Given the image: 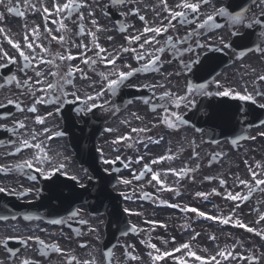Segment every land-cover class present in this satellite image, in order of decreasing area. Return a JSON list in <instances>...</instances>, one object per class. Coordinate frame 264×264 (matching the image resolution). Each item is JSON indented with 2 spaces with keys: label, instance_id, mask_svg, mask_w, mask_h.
<instances>
[{
  "label": "flooded vegetation",
  "instance_id": "1",
  "mask_svg": "<svg viewBox=\"0 0 264 264\" xmlns=\"http://www.w3.org/2000/svg\"><path fill=\"white\" fill-rule=\"evenodd\" d=\"M56 2L62 0H32V3L41 9L36 11L28 8L24 0H11V6L25 12L24 17H18L7 11L9 0H4V4L0 5V13L4 14L0 27L4 28L14 41H20L22 46L27 25L29 30L39 26L41 38L38 43H43L46 47L49 46L46 28L52 29L53 35H66L75 44L83 42L92 47L90 36L78 35V17L82 11L85 32L95 30L91 24V20L95 19L103 29L97 33L98 43L119 58L115 65L99 61L95 65H85L80 63L79 58L70 62L79 64L89 78L82 79L77 72L73 78L74 86L65 84L64 90L76 91L82 99L85 95H95L97 91L103 90L104 95L96 101L102 107L82 114L76 111L83 106L80 102L59 105L49 102L36 104L37 112L32 113L27 109L33 106L36 96L42 93L37 92L36 96H33L26 86H17L16 81L23 82L28 77L34 81L37 78L31 68L21 71L23 59L0 34V48L17 61L13 64L0 59V84L4 85L0 88V105H3L0 107V125L6 126L0 127V166L11 169L8 172L0 171V187L7 189L0 193V241H6L7 244L5 247L4 243H0V262L22 264L24 259H29L35 264H70L71 257L74 256L76 260L71 261V264L85 260L95 261V264H156L148 255L149 252L156 254L149 244L154 243L164 251L190 243L193 250L204 257L215 255L218 248H232L233 245L229 242L233 238V232L237 233L236 229L222 227L219 221L221 217L232 216L233 222L229 225L234 224L235 219H240L249 227L264 231V221L255 223L264 215V192L254 189L248 201H231L225 195L227 192L246 193L248 190L239 184L237 177L250 180L248 166L255 168L257 163L264 165V109L259 107L260 103H264V98L256 95L264 93V81L259 80V76L264 75V54L256 51L257 47H264V36L261 35L264 27L257 25L247 28L242 24L233 26L224 16L215 17V24L220 25L218 28L197 27L207 15L213 14L220 7H228L229 11L246 9L248 17L264 19V5H261L259 0H209L207 4L201 3L198 13L189 12L188 18L193 23H182L178 19L172 21L175 27L169 26L167 33L156 37L159 43L153 41L140 48L143 38L131 44L127 40L130 36L140 34L146 26L139 19V15L145 16L148 25L168 24V13L163 11L161 0H127L124 4L115 5L112 0H83L89 7L79 9L73 13L70 20H64L70 29L67 33H58L56 29L59 25L51 22L62 17L48 16L47 21L45 20L41 5L51 10ZM177 2L178 0H168L170 6ZM133 10H138L139 15L132 14ZM89 12H93L94 16L90 17ZM122 27L126 31H121ZM235 32L239 35H235ZM145 35L152 36L151 33ZM169 36L176 44L175 49L167 43ZM185 38L187 39L184 43H179ZM225 44H230L231 47H224ZM124 47L136 48L137 51L122 54ZM160 47L165 48L164 53L156 51ZM68 48L74 55H78L80 51L71 43ZM188 48L193 51H186ZM217 48L222 50L216 51ZM51 49L53 52L65 51L56 41L51 42ZM95 51L97 49L93 48L88 52V56L95 58ZM241 52L244 53L243 56L240 55ZM137 54L144 55L146 59L137 61ZM157 56L159 60L156 68L159 71L150 68L147 72H136L115 93L106 90V81L100 73L107 75L113 70L128 71L126 65H131L132 69L139 68ZM197 59L200 63L192 65L191 70L183 67L185 63L191 64ZM41 67L46 70L45 65ZM8 77H15V80L9 81ZM213 80H218L225 88L230 87L241 92L246 88L249 93L256 95L257 103L252 104L232 97L194 94L195 106L182 105L180 109H175L171 100L160 99L164 91L183 95L187 82L204 83ZM215 89L216 84L211 83L209 90ZM130 93H134L132 103L121 109L123 97ZM68 99L73 98L69 96ZM9 100L14 103H8ZM145 100L149 103L145 104ZM163 101H166L164 106L152 111V105L161 106ZM16 104H19L23 111L18 109ZM9 105L8 109H2ZM165 109L179 111L187 124L178 125L176 129L161 124ZM220 109L224 112L228 110L229 113V137L221 140L218 138L220 133L216 118V112ZM49 113L52 114L48 115ZM190 113L195 116L194 122H188ZM37 115L45 118L43 125L36 123ZM136 116L142 119L138 120ZM18 121H23L25 128H18L15 123ZM13 127L17 128L16 132L9 131ZM45 127L51 130L50 133H43ZM133 127L151 129L147 133L139 134L141 139L145 136H151L154 140L161 137L163 139L159 144L147 140L141 144L136 142L137 134H132L134 139L131 141L112 143L117 137L128 135ZM107 129L113 131L108 132ZM33 131L38 136L37 140L32 142H42L50 162L37 165L33 161L30 168L17 167L32 159L36 153L34 148H24L19 153L16 152L22 139H31ZM56 132H62L63 135L55 136ZM49 135L52 136L51 139H48ZM233 140L237 143L234 144ZM101 152L107 159L119 156L121 159L116 163L131 165L133 175H139L144 164H150L153 159L163 155H171L179 160L176 170L191 171L174 181L167 171L168 163L170 164L172 159L164 160L151 166L154 171L161 173V179L173 190H161V186L155 182L149 183L151 174H146L145 178L139 181L135 180L134 190L133 186L125 187L119 182L122 170L117 173L116 180L108 179V174L113 173L114 167L102 164ZM141 156L144 159L136 163ZM60 163L67 165V174L55 172L47 178L36 170L40 167L52 171ZM105 168L109 171L105 172ZM255 170L261 172L260 168ZM72 175H75L77 180H71ZM33 176L35 179H32ZM209 177L212 179H208ZM221 179L227 182L226 185L220 184ZM81 183L85 185L84 188L79 186ZM123 187L130 191V195H135V204H125L126 197L122 198L129 223L135 230L118 234V224L110 222L106 213H93L86 201L89 196L123 193ZM26 190L30 191L19 195ZM213 190L221 195L211 194L207 199L196 195L198 192L213 193ZM146 193L148 198H144ZM76 196L84 197L76 202ZM172 200L180 207H171ZM160 201L166 203L161 204ZM185 206L196 208L218 219H213L214 222L204 221L197 213L181 211ZM74 211H77L78 215L69 219ZM133 212L135 215H131ZM175 218L180 219L178 225H175ZM52 220H64L65 223L53 224ZM81 220L86 223H81ZM238 232V237L243 239L242 256L255 254L260 258V264H264V258L261 257L264 253V239L255 232ZM212 236L216 239H211ZM28 237H39L45 241V246L39 245L34 239L28 240ZM25 240L26 244L23 242ZM53 244H58L63 252H54L46 247ZM109 252L111 256L108 255ZM129 253L140 259L132 260ZM174 255L180 257L182 253ZM188 259L189 264H193L192 259ZM158 264H176V261L169 257ZM224 264L252 262L238 258Z\"/></svg>",
  "mask_w": 264,
  "mask_h": 264
},
{
  "label": "snow or ice",
  "instance_id": "2",
  "mask_svg": "<svg viewBox=\"0 0 264 264\" xmlns=\"http://www.w3.org/2000/svg\"><path fill=\"white\" fill-rule=\"evenodd\" d=\"M127 0H112V3L115 4H124ZM209 0H178V2L174 6H170L168 4V0H161V4L163 5V11L168 13L167 19L168 24L162 25V26H154V25H148V22L143 15H139L138 10H133L132 14L139 15V19L145 23V27L140 32V34L136 36H130L127 38L129 44L141 41L143 38V42L140 44V48H144V45L151 44L153 41L156 43H159V41L156 39V37L160 36L163 33H167L169 30V26L175 27L174 24H172V21L179 20L180 22L187 21L188 23H193L192 20H190L189 12L191 13H198L201 7V3L207 4ZM261 5H264V0H259ZM4 4V0H0V5ZM24 4L33 10L40 11V8H37V5L35 3H32V0H24ZM7 11L9 13H14L18 17H24L25 12L21 11L17 7L11 6V0H9V5L6 6ZM89 7L85 3H83V0H62V2H56L52 5L51 10L48 7H45L41 5L42 11L45 14V20L47 21L48 16H57L62 17L60 20L53 19L51 22L53 24H58L59 27L56 29L58 33H67L70 32V29H68L67 25L64 23V20H70L73 13L78 12L79 9ZM247 10L242 11H229L228 7H220L215 10L213 14L207 15L205 19H203L200 23L197 24L198 28L204 29V28H210V27H220L219 24H215V17L216 16H224L227 17L233 24V26L237 24H242L247 28H252L254 26H262L264 27V19L255 18V17H248L246 15ZM89 16H94L93 12H89ZM4 19V14L0 13V21ZM79 33L78 35L84 36L88 35L91 37V45L92 47H89L88 44H84L83 42L80 44H75L73 41H71L70 38L66 37V35H53V30L50 28H46L45 31L47 33V39L49 41V46H45L43 43H38L40 40V31L39 26L33 27L30 30L28 29V26L25 25V33L23 36V46L20 41H14L10 36H8L7 32L4 28L0 27V34L3 35L4 39L7 40V43L12 46V48L18 53L19 57H21L24 61L23 67L21 68V71H24L25 69L31 68L35 74V79L32 81L31 77H28V79L21 81H16L17 86H26L31 94L33 96H36L37 92L42 93L40 96H36L35 103L33 106L29 107L27 110L32 113L37 112L36 104H42V103H55L57 105L61 103H67V104H73L76 102H80L83 106L80 108H77L76 111L82 114H87L88 112H92L97 107H102V105H98L96 101H98L103 95L104 91L100 90L95 93V95H85L82 99L80 95L77 94L76 91L74 92H67L64 90V85L69 84L74 86V77L75 74L78 72L80 74V77L82 79H88L87 73L84 71L83 68L79 66V64H72L71 61H75L79 58L80 63L85 65H95L98 61L101 63L106 64H112L115 65L116 60L119 58L118 56H114L111 53L108 52L107 49L102 47L99 43V37L97 33L103 31V29L99 26L98 22L95 19L91 20V24L94 31L89 30L87 33L85 32V26H84V13L82 11L79 12ZM247 21L245 24L244 22ZM121 31H126L123 27L121 28ZM195 32V29H193V33ZM151 33L152 36L148 37L145 34ZM235 35H239L238 32L234 33ZM191 35V34H190ZM261 35L264 36V31L261 32ZM30 36L32 37L30 39ZM108 39H112V37H108ZM187 38L184 40L179 41V43H184ZM56 41L62 48L65 49L63 53L61 52H53L51 49V42ZM73 44L74 47L77 49H80L78 55H74L72 51L68 48L69 44ZM167 43L171 45L173 49L176 48V44L173 43V38L169 36L167 38ZM198 47H203V45H198ZM224 47H231L230 44H225ZM93 48L97 49L95 51V58L88 56V52L92 51ZM39 49V51H37ZM124 52H136V48H129L124 47L122 49ZM216 51H221L222 49L217 48ZM159 53H164L165 48L160 47L156 49ZM186 51H193V49L188 48ZM257 52H260L264 54V47H257ZM151 55V53L149 54ZM182 55V53H181ZM241 56L244 55L243 52L240 53ZM111 57V58H109ZM0 59L6 60L10 63H16L17 61L9 55L8 52L3 51L2 48H0ZM137 61H143L145 60V56L141 54L136 55ZM159 60V57H154L151 60H149L147 63L142 65L139 68L132 69L131 65H126V67L129 69L128 71H120V70H113L109 74L100 73V75L103 77L104 81H106V90L110 91L112 93H115L116 90L125 82L127 81L131 76H133L136 72H147L151 69L159 71L158 68H156L157 61ZM199 59L192 61L191 64L185 63L183 65L184 68L191 70L192 65L199 64ZM41 65L46 66L45 68H42ZM109 76L115 77L113 79H110ZM51 77V79H49ZM9 81L15 80V77H8ZM260 81H264V75L259 76ZM214 83L216 84V89L213 91H210V84ZM36 85H39L40 87H36ZM4 87L3 84H0V88ZM155 87V86H154ZM159 87L163 88L164 85H159ZM223 89V90H221ZM58 93V95H56ZM51 94V95H50ZM194 94H199L201 96L206 97H213V96H219V97H232L233 99H238L240 101L245 102H251L252 104L257 103L256 95L261 96V98H264V93H257L256 95H253L252 93H249L247 89L245 88L243 92L237 91L232 88H225L223 84H221L218 80H213L211 82H204V83H193V82H187L185 91L183 95H176L172 93L171 91H164L160 97L161 100L168 98L171 100V102L174 104L175 109H180L181 106H195V99ZM71 96L73 99L69 100L68 97ZM145 104L149 103L148 100L144 101ZM8 103H14V101L9 100ZM3 105H0L2 107ZM17 108L23 111V109L20 107L19 104H16ZM156 105H152V111L156 110ZM259 107L264 109V103H260ZM57 111H59V108H57ZM52 113H49L48 115H51ZM136 119H142L140 116H136ZM45 122V118L43 116L37 115L36 116V123L43 125ZM18 128L23 129L25 128V124L23 121L15 122ZM127 123V122H126ZM161 124L166 125L168 128L176 129L178 125H184L187 124V121L185 118L180 114L179 111H168L165 109V113L162 115ZM0 127H6L3 125H0ZM151 129L147 127H140L131 128V131L128 135L119 136L115 140L112 141L113 144H119L121 141H131L134 139L132 134H137L135 139L137 143L144 144L145 140L159 144L160 140L163 139L161 137L160 139H153L151 136H145L144 138H139V134L141 133H147ZM9 131L16 132L17 128L13 127L9 129ZM50 129L44 128L43 133H50ZM106 131L112 132L113 129H107ZM199 131V129H197ZM55 136H62V132H56L54 134ZM264 135V134H262ZM38 134L33 131V134L31 136V139H22L20 146L16 148V152L19 153L24 148H34L36 149V153L33 156L32 159L24 161L21 165H17V167H32L33 161L36 162L37 165L44 164L49 161V157L47 156V153L45 152V149L43 147L42 142H36L33 143L32 141L37 140ZM52 136L49 135L48 139H51ZM250 139H254V137H249ZM233 143H237V141L233 140ZM145 147H147V144H145ZM14 154V153H10ZM198 157V153L196 154ZM121 158L117 156L115 159H107L103 157V153L101 152V162L104 165H113L116 163L117 160H120ZM144 157L141 156L137 159L136 163H140L141 160H143ZM174 159L171 155H163L160 156L158 159H153L150 164H144L143 171L139 173V175L133 176V179L139 181L143 178H145L146 174H151V179L149 180V183L155 182L157 185L161 186V190H169L172 191L173 189L168 188L165 181L161 179V173L158 171H154L152 166L153 164L160 163L164 160H171ZM215 159V157H213ZM247 163V161H245ZM127 167V165H125ZM199 167V165H197ZM67 165L64 163H60L57 167H55L52 171H47L45 169H42L40 167H37V171L40 172L42 175H46L47 178H50L52 175L55 174V172H63L64 174H67L66 172ZM255 168H260L261 172H257ZM255 168H253L252 165L248 166V171L251 174V179H241L237 177V180L240 185L244 186L248 191L246 193H236L233 194L232 192H227L226 198L231 201H248L250 197L253 194L254 189H259L260 191L264 192V165H261L260 163H257ZM11 169L0 166V171L8 172ZM105 172H108L109 169L105 168ZM115 171H119V169H115ZM168 171L172 172L174 175L177 176H183L187 173V171H191L190 169H169ZM32 179H35L33 176ZM71 180L75 181L77 180V177L75 175H72L70 177ZM208 179H212L209 177ZM120 183L124 185H129L132 183L129 179H121L119 181ZM226 181L221 179L220 184L222 186L226 185ZM81 188H84L85 185L81 183L79 185ZM7 191V189L0 187V193H3ZM26 190L24 193H19V195H25L27 193ZM215 194V195H221V193L216 192L213 190V193H204V192H198L196 195L198 197H203L204 199H207L209 195ZM123 195V193H122ZM128 199H131V197H126ZM144 198H148V194H145ZM161 204L166 203L165 201H160ZM171 207L177 208L180 207L179 205L173 204L170 205ZM237 207L239 205L237 204ZM127 211V209H126ZM181 211L184 212H193L197 213L199 216L204 217L206 216V213L199 211L196 208H189L187 206L181 208ZM78 215L77 211L72 212L69 219L74 218ZM209 219H218L217 217L209 216ZM2 219V218H0ZM220 223L222 224H229L230 222H233V217H221L219 218ZM261 221H264V215H261L259 220L255 221V223L259 224ZM51 223L53 224H63L65 223L64 220H52ZM81 223H86V221L81 220ZM234 226L245 228L248 232L252 233L255 232V234L262 239H264V231L257 230L256 228L249 227L247 224L243 223L240 219L234 220ZM198 235V234H197ZM34 239L39 245L45 246V241L41 240L39 237H28V240ZM195 239V237H193ZM211 239L215 240L216 237L212 236ZM25 244L27 243V240L23 241ZM0 243H4L5 247H7L6 241H0ZM151 249L155 250V255H153L152 252H149L148 255L152 258L156 264L160 261H164L166 258L171 257L176 261V264H189V259H192L193 264H224V262H227L229 260H236V259H243L245 261H251L252 264H260V258L256 257L255 254H252L250 256H241L239 253H236L233 248L225 247V248H218L215 255H212L210 257H204L202 255H199L196 251L193 250L190 243H183L180 244L178 247H176L173 250H164L161 251L160 248L157 247L156 244H149L148 245ZM46 247L51 248L54 252L62 253L63 250L59 247L58 244L48 245ZM84 247V245H82ZM206 251V249L204 250ZM174 253H182L180 257H177L174 255ZM15 255V253H13ZM109 256H111V253H108ZM129 256L132 260H138L140 257L132 255L129 253ZM261 257L264 258V253L261 254ZM76 257H71V261H75ZM70 261V264H71ZM2 264V262H0ZM22 264H35L34 261L29 259H24L22 261ZM77 264H95V261H83L79 262L77 261Z\"/></svg>",
  "mask_w": 264,
  "mask_h": 264
},
{
  "label": "rangeland",
  "instance_id": "3",
  "mask_svg": "<svg viewBox=\"0 0 264 264\" xmlns=\"http://www.w3.org/2000/svg\"><path fill=\"white\" fill-rule=\"evenodd\" d=\"M127 177H129V175H127ZM131 197H133V199H135V195H134V196H131ZM179 220H180L179 218H175V221H174V222H175V225H178ZM174 228H175V227H174ZM175 229H176V228H175ZM238 235H239V234H237V233H233V234H232L233 238L230 240L229 244L233 245L234 241L237 240V239H238V241H239L240 238L238 237ZM172 246H173V245H172ZM213 248H216V249H217V247H213ZM233 249H234V248H233ZM235 252L238 253L236 250H235ZM242 252H243V250H242ZM239 254H240V253H239ZM240 255H241V254H240Z\"/></svg>",
  "mask_w": 264,
  "mask_h": 264
}]
</instances>
